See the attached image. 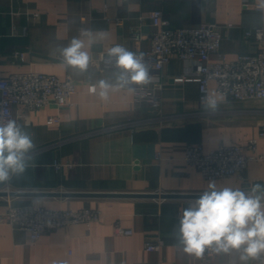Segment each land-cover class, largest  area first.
<instances>
[{"label":"crops","instance_id":"1","mask_svg":"<svg viewBox=\"0 0 264 264\" xmlns=\"http://www.w3.org/2000/svg\"><path fill=\"white\" fill-rule=\"evenodd\" d=\"M261 0H0V79L14 73L43 72L76 82L72 105H50L28 111L15 105L17 122L33 136L34 167L0 184L6 191H58L56 195L16 197L18 204L48 208H95L99 221L68 224L31 242L27 232L0 222V264H203L183 251L178 241L179 217L208 180L184 156L189 144L205 150L221 144L257 141L243 177L215 180L218 185L246 189L264 184V99L240 101L218 93L211 83L208 96L216 110L200 100L195 74L183 76L190 61L173 56L161 71L158 110L134 102V91L114 87L107 99L89 91L101 79L115 84L117 69L101 66V57L119 43L129 50L151 48L152 11L162 10L171 28L204 22L222 26L223 41L212 61H229L257 49L247 29L264 25ZM122 19V24L116 23ZM130 25H139L144 38L131 40ZM81 29L93 41L92 60L85 72L67 68L57 51ZM157 115L164 120L155 119ZM50 116H57L51 122ZM152 118V120H148ZM160 153V156H158ZM65 192H157L177 197H118L67 195ZM0 196V213L7 206ZM133 230L121 234L118 227ZM163 240L158 250L146 243ZM239 253L216 254L207 264H237ZM250 264H264V256Z\"/></svg>","mask_w":264,"mask_h":264},{"label":"built area","instance_id":"2","mask_svg":"<svg viewBox=\"0 0 264 264\" xmlns=\"http://www.w3.org/2000/svg\"><path fill=\"white\" fill-rule=\"evenodd\" d=\"M255 6L264 9L261 1ZM150 18L157 28L150 34L151 48L146 51L133 50L144 53L145 61L150 67V75L153 71H161L173 56H178L193 63L186 66L183 76H197L202 102L208 96L213 81L216 91L230 99H264V25L245 31L246 37L255 40L256 51L241 53L234 60L212 61L211 55L220 51L224 38L221 25L204 22L198 26L171 28L168 26V19L159 9L152 11ZM122 22V19L116 20L119 25ZM130 32L134 43L141 42L145 36L139 25H130ZM101 66L105 69H116L114 62H109L107 51L101 57ZM129 87L134 89L136 104L144 103L158 110L161 104L160 81ZM76 91V82L61 79L56 74L36 71L14 73L0 79V120H17L15 105H22L28 111L50 105L63 109L72 105L71 97ZM152 118L164 120L160 115ZM49 120L57 122L58 117L50 116ZM256 148L255 139L246 143L221 144L218 148L210 150H205L200 143L189 144L184 159L188 165L195 166L208 181L243 177L248 162L257 159L256 156L248 155V152ZM259 159H264V155H260ZM15 200L16 197H7L8 206L0 213V222H7L14 229L27 232L31 242H36L45 233L68 224L99 221L102 217V212L95 208H48L35 203L18 204ZM118 231L121 234L133 232L132 229L122 226L118 227ZM162 244V239L149 241L146 248L158 250ZM216 254L211 249H206L199 258L203 264H207Z\"/></svg>","mask_w":264,"mask_h":264},{"label":"clouds","instance_id":"3","mask_svg":"<svg viewBox=\"0 0 264 264\" xmlns=\"http://www.w3.org/2000/svg\"><path fill=\"white\" fill-rule=\"evenodd\" d=\"M264 6V0H261ZM91 33L81 29L66 47L57 49L65 67L85 72L92 60ZM109 62L118 70L115 84L101 79L89 87L101 100L109 90L128 88L130 85L151 84L154 77L145 61L143 52H134L122 44H115L107 51ZM206 110H216L217 99L206 96ZM36 145L33 136L15 119L0 120V184L13 177L22 176L34 167L32 152ZM183 251L201 257L206 249L220 254L239 253L237 264H250L264 256V184L254 183L246 189L239 186L218 185L207 182L204 190L186 207L179 217L178 241Z\"/></svg>","mask_w":264,"mask_h":264},{"label":"water","instance_id":"4","mask_svg":"<svg viewBox=\"0 0 264 264\" xmlns=\"http://www.w3.org/2000/svg\"><path fill=\"white\" fill-rule=\"evenodd\" d=\"M56 195L59 194L58 191H46V192H38V191H6L0 190V196H11V197H19V196H27V195ZM63 194L67 195H85V196H118V197H177L179 195L170 194V193H157V192H65ZM191 197H197L198 195H189Z\"/></svg>","mask_w":264,"mask_h":264}]
</instances>
